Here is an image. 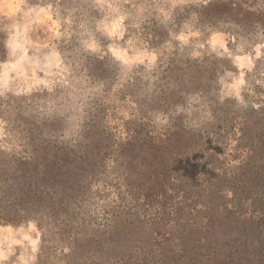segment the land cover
Here are the masks:
<instances>
[{
    "label": "rangeland",
    "instance_id": "1",
    "mask_svg": "<svg viewBox=\"0 0 264 264\" xmlns=\"http://www.w3.org/2000/svg\"><path fill=\"white\" fill-rule=\"evenodd\" d=\"M232 2L259 25L224 22ZM212 73L204 95L186 90ZM263 102L264 0H0V214H18L0 222V264H77L99 251L73 244L117 238V259L169 264L172 225L106 226L124 168L110 154L137 128L239 126Z\"/></svg>",
    "mask_w": 264,
    "mask_h": 264
},
{
    "label": "trees",
    "instance_id": "2",
    "mask_svg": "<svg viewBox=\"0 0 264 264\" xmlns=\"http://www.w3.org/2000/svg\"><path fill=\"white\" fill-rule=\"evenodd\" d=\"M245 5L224 4L235 10L224 22L257 27L259 23L251 20L254 6ZM219 19L209 25H217ZM213 78V73L210 83L196 78L186 90H201L204 95ZM258 105L250 107L253 114L242 113L239 126L232 117L219 122V128H137L126 134L124 143L117 146L125 153L110 154L111 162L119 161L124 168L104 186L107 196H116L119 204L106 226L122 227L115 231L119 235L125 228L141 226L137 224L172 225L177 239L171 264H264V102ZM85 155L90 157L91 149ZM62 167L56 161L46 167L43 175L52 187L67 174ZM5 213L0 214V222L17 219V213ZM75 244L71 252L90 249L91 244L99 251L96 259L80 258L77 264H118L123 259L117 256L125 253L126 243L117 238Z\"/></svg>",
    "mask_w": 264,
    "mask_h": 264
}]
</instances>
